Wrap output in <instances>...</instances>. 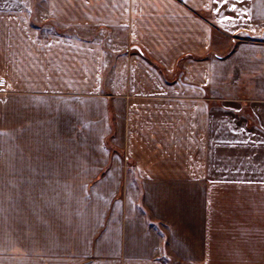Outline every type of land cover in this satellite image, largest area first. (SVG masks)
<instances>
[{
	"label": "crops",
	"instance_id": "obj_1",
	"mask_svg": "<svg viewBox=\"0 0 264 264\" xmlns=\"http://www.w3.org/2000/svg\"><path fill=\"white\" fill-rule=\"evenodd\" d=\"M0 133V264H264V0H0Z\"/></svg>",
	"mask_w": 264,
	"mask_h": 264
},
{
	"label": "snow or ice",
	"instance_id": "obj_2",
	"mask_svg": "<svg viewBox=\"0 0 264 264\" xmlns=\"http://www.w3.org/2000/svg\"><path fill=\"white\" fill-rule=\"evenodd\" d=\"M218 2H221L223 4H227L229 2V0H218ZM232 10L234 11L235 10V6L233 5V8ZM217 11H219V9H217ZM0 135H3V133H0Z\"/></svg>",
	"mask_w": 264,
	"mask_h": 264
}]
</instances>
